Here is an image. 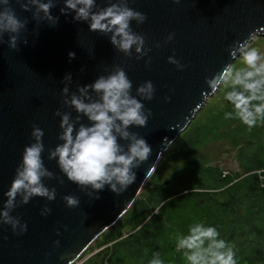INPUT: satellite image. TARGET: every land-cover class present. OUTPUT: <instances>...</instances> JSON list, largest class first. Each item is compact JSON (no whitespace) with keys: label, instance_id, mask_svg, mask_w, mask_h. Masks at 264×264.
Segmentation results:
<instances>
[{"label":"water","instance_id":"1","mask_svg":"<svg viewBox=\"0 0 264 264\" xmlns=\"http://www.w3.org/2000/svg\"><path fill=\"white\" fill-rule=\"evenodd\" d=\"M46 2V0H45ZM114 0H97L100 7ZM63 2L52 9L59 23L50 27L47 21L37 22L32 12L23 11L13 0L17 16L28 18L27 32L22 33L19 50L0 44V210L7 200L4 195L16 176L24 149L34 143V126L44 132L45 166L57 177L44 179L47 187L56 189V199L33 197L11 214L26 223L23 235L13 233L10 225L0 224V264H74L110 227L121 220L139 198L159 165L163 153L189 127L213 95L206 78L222 72L232 64L229 48L237 41L248 43L264 35V0H129L128 6L147 16L133 31L145 37L146 56L137 59L118 51L109 36L89 30L87 22L73 20L75 13L61 15ZM38 31L39 35H36ZM175 38L166 42L169 34ZM28 44L24 45L23 39ZM160 44V47L156 45ZM75 58L70 59L69 53ZM175 56L186 67L179 70L168 62ZM150 61V62H149ZM122 67L133 83L132 95L146 81L155 87L151 101L141 99L145 110L151 109L146 127L131 126L152 148V154L138 169L136 181L120 195L108 186L94 200L68 180L56 160H49V149L62 143L61 117L57 110L77 113L63 104L62 82L71 73L69 97L77 86L93 83ZM108 69L106 71L105 69ZM170 97V100H165ZM83 123L90 122L83 117ZM79 127V125H77ZM121 144L127 142L120 140ZM91 191V189H88ZM74 195L80 199L77 208H68L63 199ZM52 209L47 216L41 210ZM67 229V230H65ZM57 231L61 233L57 235ZM59 240L57 247L55 241ZM50 254V255H49Z\"/></svg>","mask_w":264,"mask_h":264},{"label":"clouds","instance_id":"2","mask_svg":"<svg viewBox=\"0 0 264 264\" xmlns=\"http://www.w3.org/2000/svg\"><path fill=\"white\" fill-rule=\"evenodd\" d=\"M23 11L32 12V18L38 23L47 21L50 27L59 23V16L52 14V9L61 0H15ZM61 15L75 13L73 20L87 22L89 30L110 37L111 44L126 56L133 55L141 59L151 51L145 49V37L137 34L131 27L135 21L137 26L147 20V16L128 6L129 0H114L108 7H100L97 0H62ZM179 4L181 0H174ZM13 0H0V44L5 43L9 48L19 50L22 33L27 32L29 20H21L12 7ZM38 36V31L36 32ZM175 38L169 34L166 42ZM28 44L27 38L23 39ZM160 47V44L156 45ZM232 58L242 60V66L233 63L224 67L213 77L206 78V83L212 94L225 89L224 99L232 105V110L225 113V119H238L249 130L258 122L264 121V54L256 47H249L248 42L237 41L230 46ZM70 52V59L75 58ZM150 62V61H149ZM168 62L183 70L175 56H170ZM108 71V69H105ZM62 93L63 104L74 109L71 112L57 110L55 115L61 117V133L58 139L62 143L54 149H49V160H56L61 172L68 180L77 184L82 191L94 200L100 199L98 193L106 186L117 195L125 192L136 179L134 169H138L152 154V148L138 133L129 131L131 126L146 127L151 109L145 110L141 99L151 101L154 98L155 87L151 81H146L132 95L133 83L126 71L116 66L108 75L99 76L93 83L77 86L76 92L69 97L72 84L71 73L66 74ZM140 97L141 99H137ZM165 100H170L166 97ZM86 117L89 124L83 123ZM79 125V127H77ZM32 136L34 143L26 146L21 164L16 169V176L10 189L4 193L7 197L0 210V224L10 225L14 234L23 235L28 226L22 223L18 216L11 213L21 205H26L33 197L56 199V189L49 188L43 182L45 178L63 179L57 177L45 166L42 154L45 151L44 132L34 126ZM120 140L127 142L121 144ZM91 189V191H88ZM68 208H77L80 199L74 195L63 197ZM52 209L45 206L42 216H47ZM159 213V209L156 210ZM67 230V229H65ZM57 231V235H60ZM58 247L60 241L54 242ZM177 250H184L188 264H235L233 248L220 238V233L213 226L197 223L190 227L187 235L178 237ZM50 255V254H49ZM150 264H162L157 257Z\"/></svg>","mask_w":264,"mask_h":264},{"label":"trees","instance_id":"3","mask_svg":"<svg viewBox=\"0 0 264 264\" xmlns=\"http://www.w3.org/2000/svg\"><path fill=\"white\" fill-rule=\"evenodd\" d=\"M231 110L225 99L224 105L208 104L198 113L163 153L148 181L155 179L161 166L175 162L179 185H146L124 217L101 235L100 245L106 247L86 264H150L157 256L162 264H179L184 250H177L180 235L174 226L183 222L175 223L173 216L178 203L187 199L200 213L198 222L215 227L233 248L235 264H264V185L256 172L264 169V121L249 130L238 119L224 118ZM221 139L236 141L238 160L247 173L234 183L235 174L200 155L204 147ZM224 187L227 197L222 199L219 193Z\"/></svg>","mask_w":264,"mask_h":264},{"label":"rangeland","instance_id":"4","mask_svg":"<svg viewBox=\"0 0 264 264\" xmlns=\"http://www.w3.org/2000/svg\"><path fill=\"white\" fill-rule=\"evenodd\" d=\"M248 46L256 47L261 51L262 54H264V35L255 36L252 41L248 43ZM233 64L236 67H240L242 66V60L237 58L233 62ZM224 92V88H221L220 91L213 94L209 98L203 109L208 104H216L219 106L224 105ZM238 150V146L236 145V141H234V139H221L219 141L210 143L207 147H204L201 150L200 155L203 159L210 160L212 164L220 165L221 167H224L228 171L235 174L236 178L233 181L234 183L235 181L244 177L245 174H247L243 172L241 164L238 160ZM178 168V163L175 162L161 166L157 171L155 179L152 182H149L146 187L162 188V186H167L171 188L174 186H178L179 184L177 183L175 178ZM181 177H186V175L182 174ZM226 191L227 187L222 188L219 193V197L222 199L226 198ZM177 206L178 207L174 209L175 215L173 216V218L176 220L175 223H178L180 221L183 223L180 225L182 226V229L180 228V226H174V233L176 232L180 236L182 235V233L183 235H187L190 227L194 224L199 223L197 219L199 218L200 213L192 209L190 200L188 199L182 200L180 203H178ZM127 229V231L130 230V228ZM100 241L101 236L99 237V240H96V243H94L74 264H86V262L92 255L106 247V245H100ZM179 264H188L185 256L179 260Z\"/></svg>","mask_w":264,"mask_h":264},{"label":"built area","instance_id":"5","mask_svg":"<svg viewBox=\"0 0 264 264\" xmlns=\"http://www.w3.org/2000/svg\"><path fill=\"white\" fill-rule=\"evenodd\" d=\"M256 172H257V174H259L262 185H264V169L256 170Z\"/></svg>","mask_w":264,"mask_h":264}]
</instances>
